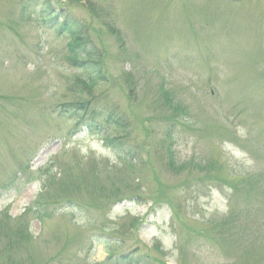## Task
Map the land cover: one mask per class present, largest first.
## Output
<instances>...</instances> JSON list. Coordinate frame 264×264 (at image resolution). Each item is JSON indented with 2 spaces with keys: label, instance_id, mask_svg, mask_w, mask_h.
<instances>
[{
  "label": "rangeland",
  "instance_id": "obj_1",
  "mask_svg": "<svg viewBox=\"0 0 264 264\" xmlns=\"http://www.w3.org/2000/svg\"><path fill=\"white\" fill-rule=\"evenodd\" d=\"M141 263L264 264V0H0V264Z\"/></svg>",
  "mask_w": 264,
  "mask_h": 264
},
{
  "label": "trees",
  "instance_id": "obj_2",
  "mask_svg": "<svg viewBox=\"0 0 264 264\" xmlns=\"http://www.w3.org/2000/svg\"><path fill=\"white\" fill-rule=\"evenodd\" d=\"M52 8L48 9H43L41 17H45L47 20H51L54 24H58L57 17H56V10ZM40 16V15H39ZM50 21V22H51ZM58 29H61L62 32L66 33L71 40H73L76 43V46L71 49L70 51V56L71 59L70 62L76 67L77 70H81L85 72L87 75L92 76V77H98L101 75V68H100V62L97 61L101 54H98L97 49H95V46L91 43L86 42L83 34H77L76 25L74 21L68 22L67 20L65 22L60 23L58 25ZM99 51V50H98ZM100 53V51H99ZM68 60V61H69ZM97 80V79H96ZM69 106V105H68ZM68 112H73L72 109L69 107L65 106L61 108V113H68ZM90 115L88 114L87 110L83 111L79 114V116H73L74 121H76V127L77 128H85L89 132H101L104 130V128H113V129H119L118 123L116 121H110L111 119H106L101 116H99V121L101 125L97 124L96 117L90 118ZM102 118V121H101ZM103 134V133H102ZM104 138V137H102ZM105 142V141H104ZM120 140H114V139H108L106 140L105 144L107 147L113 149L115 152H121L122 150V143H119ZM125 157V155H122ZM127 159V158H126ZM37 200H35L29 210L33 211L34 214V219L39 220L40 217L38 216L39 214V205L37 204ZM224 229V227H222ZM238 230V227H234L233 230L235 231ZM224 234H227L229 231L223 230ZM218 235V233L216 234ZM221 232L219 236H221ZM224 238V236H222ZM232 243V242H231ZM234 245H237L233 243ZM124 259V258H121ZM120 259H118L119 261ZM132 260V259H130ZM138 262L141 261L140 258L137 259ZM142 264V263H141Z\"/></svg>",
  "mask_w": 264,
  "mask_h": 264
}]
</instances>
